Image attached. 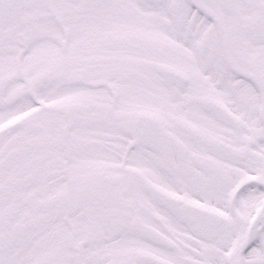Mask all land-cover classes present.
Here are the masks:
<instances>
[{
	"label": "snow or ice",
	"instance_id": "1",
	"mask_svg": "<svg viewBox=\"0 0 264 264\" xmlns=\"http://www.w3.org/2000/svg\"><path fill=\"white\" fill-rule=\"evenodd\" d=\"M0 264H264V0H0Z\"/></svg>",
	"mask_w": 264,
	"mask_h": 264
}]
</instances>
